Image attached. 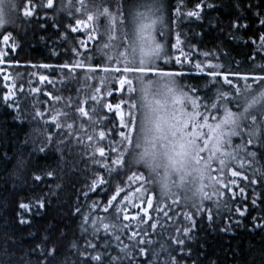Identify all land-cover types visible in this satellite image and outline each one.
Masks as SVG:
<instances>
[{"label":"trees","instance_id":"trees-1","mask_svg":"<svg viewBox=\"0 0 264 264\" xmlns=\"http://www.w3.org/2000/svg\"><path fill=\"white\" fill-rule=\"evenodd\" d=\"M21 1L14 25L0 26V264H264L262 105L244 113L264 86V0H163L164 21L156 28V39L167 55L175 56L179 35L183 50L192 49V63L160 60L157 66L182 73L176 78L183 91L194 88L199 102H219L218 93L223 92L231 98L227 107L243 113V131L231 138L226 151L232 155L225 158L223 173H211L222 183L192 170L190 175L197 178L192 187L191 179L181 183L174 174L168 182L174 195L169 196L161 193L159 181H153L146 167L133 164L138 150L111 173L105 164L115 168V156L102 158L97 151L104 147L108 153L107 142L119 141V132L127 131L119 115L113 118L99 104L120 102L116 96L103 100L105 89L116 91L117 82L114 73L103 69L124 65L111 64L104 55L119 57L131 43V32L121 26L126 19L121 4L135 0H52L50 7L48 0ZM103 8L107 16L98 13ZM28 11L32 14L25 16ZM112 20L118 24L117 38L106 41L101 30ZM121 32L127 36L123 43ZM196 62L203 71L195 68ZM77 63L82 67H74ZM217 64L221 75L213 79L207 73ZM90 69L97 74L92 86L85 78ZM70 71L73 77L66 80ZM225 76L232 85L224 82ZM61 81L64 86H57ZM133 83L137 85L135 78ZM97 89L100 96L93 102L90 96ZM79 107L89 115L81 116ZM207 113L204 120L213 123L223 117L224 108ZM253 115L258 138L249 144ZM100 131L107 141L100 139ZM133 173L146 177L147 183L130 179ZM99 178L106 183L100 185ZM117 188L125 191L113 201ZM205 194L213 198L205 199ZM105 224L110 226L107 231Z\"/></svg>","mask_w":264,"mask_h":264},{"label":"snow or ice","instance_id":"snow-or-ice-1","mask_svg":"<svg viewBox=\"0 0 264 264\" xmlns=\"http://www.w3.org/2000/svg\"><path fill=\"white\" fill-rule=\"evenodd\" d=\"M7 0H0V26L5 23V8L4 5ZM52 0H48V6L50 7ZM179 12V9H177ZM100 15H108V9H98ZM32 13L30 11L25 12V16H30ZM189 16H198L196 12H189ZM89 21L93 20V16L89 15L87 17ZM83 22L77 21L79 26ZM115 24V21L113 22ZM264 24V21H261ZM156 25L157 20L151 15H146L145 13H140L136 17L135 30L133 33V39L130 44L127 45L124 52L119 54V57L104 55V58L111 64L124 65L122 68L117 66L115 68H104L103 71L106 73H114L117 77V82L115 84L116 91H107L105 89V94L103 100L106 101L108 97L116 96L120 101L113 105L112 103L103 102L99 104L101 109L106 108L109 113L112 114L113 118L119 115V123L122 124L124 129L127 131H120L119 141H108L107 148L109 152L106 153L104 147H99L97 149L100 157H106L108 154L114 155L115 159L112 161V165L115 168L105 164L108 168L109 173L117 170L119 167H123L126 163V156H131L133 150H138L135 152L134 158L132 160L133 164L143 165L152 174L153 181H156V177L160 176L163 179V186L168 187L169 178L176 174L179 176L180 182L183 183L187 175L191 174L192 170L189 165H201L210 173L212 171V163L218 162L220 168L217 170L219 173H223L226 167V159L232 154L227 152L226 149L231 146V138L236 135H240L243 131L242 125L240 123L243 113L237 115V113L231 111L227 105L230 102L229 97L225 93L219 92V102H213L210 104H203L198 101L197 93L194 88L189 89V91H183L176 86V81L173 77L179 76L182 73L178 72H166L160 70L157 66V61L164 60L165 63L175 61L177 64L183 66L187 63H192L189 59L192 49L189 47V52H185L183 47H181V41L179 35H177V43L175 47L179 52V55L169 56L165 52L164 45L157 42L156 39ZM86 26V25H85ZM234 27H247V25H233ZM87 27V26H86ZM78 28H73L72 31H77ZM94 31V29H93ZM114 26L109 25L106 29L105 34H108V39L110 41L115 40L117 37L114 35ZM94 37L89 36V40ZM126 33L121 32V42L126 39ZM84 42H80V46L83 47ZM105 48L108 45L104 46ZM79 55V53H77ZM195 68L199 71H203L200 62L195 63ZM44 67H50L45 65ZM64 68H68V65H63ZM74 67H82L81 64L77 63ZM210 70L208 75L215 79L217 76L221 75L217 69L220 65H210ZM89 71H94L90 69ZM150 73H155L160 79L153 80L149 77ZM133 77L138 82L137 85L133 83ZM41 81H46L47 77L41 76L39 78ZM243 79H247L244 77ZM260 79H264L261 77ZM224 82L228 85H232V81L228 77H224ZM245 87H248L247 85ZM237 91H240L237 89ZM139 92L140 96L137 98L136 93ZM100 96L99 89L96 90V94L90 96L93 102L98 100ZM169 96L171 99L169 100ZM160 97V98H157ZM57 100L60 97L56 98ZM237 99V97L235 98ZM136 102H133V101ZM171 104V107H169ZM261 104L262 107L259 110V115L264 116V93H261L260 97L254 98L252 101L247 102L244 113H248L250 108L254 105ZM199 105V106H198ZM179 106V107H177ZM189 107L191 111H189ZM204 108L205 111L201 112L200 108ZM223 107L224 114L223 117L214 120L213 123H208L204 120V116L207 115V110L209 108L216 109L217 111ZM143 109L142 119L139 121L136 117L137 109ZM81 116H88V111L83 107L77 109ZM56 117H53L55 120ZM252 120V131L249 133L250 138L247 143H253V139L258 138L257 135V120L256 116H251ZM259 123H264L261 121ZM69 127H71L69 125ZM204 128L208 129V132L203 131ZM132 132H138L136 137L130 135ZM99 137L101 140L107 141V134L104 131L99 132ZM89 139H92L89 137ZM206 152L207 156H202L201 153ZM250 155L255 156V153H250ZM243 166V165H241ZM233 177L240 176L238 172H232ZM37 180L40 178L37 177ZM130 179H136L141 184L147 183V178L143 175L132 174ZM209 179L214 184H221L222 181L209 176ZM246 180L247 177H244ZM106 183L103 178H99V184L102 185ZM235 184V181H232ZM93 188L97 187L94 182ZM203 187V186H202ZM224 187H230L229 185H224ZM124 188H117L116 195L111 199L116 200V197L124 192ZM241 196L244 195V190L239 189ZM215 195V193L213 194ZM234 196L235 193L233 192ZM213 197L205 194V199L211 200ZM26 205V206H25ZM42 207V203L38 205ZM147 206L152 207V201H147ZM21 208L26 211L29 210L27 204L20 205ZM146 211V209H145ZM123 219H128L124 216ZM188 219H191L188 217ZM27 221L21 220V223H26ZM104 229L107 231L109 225H103ZM113 229L117 228L116 225L111 226ZM186 231V230H185ZM136 233H133L130 239H134ZM118 239V237H117ZM179 241V243H181ZM94 259L99 260L100 257H94Z\"/></svg>","mask_w":264,"mask_h":264},{"label":"rangeland","instance_id":"rangeland-1","mask_svg":"<svg viewBox=\"0 0 264 264\" xmlns=\"http://www.w3.org/2000/svg\"><path fill=\"white\" fill-rule=\"evenodd\" d=\"M100 1L101 0H91L92 3H96V4L99 3ZM21 2H22L21 0H18V3H17V0H7V2L4 5V8H5V17L10 21V24L11 25H14V22L12 20L13 17H14V12L17 10V8H18V6H19V4ZM121 6H123V9L126 10V19H125V22L121 23L122 24L121 26H125V28H127V30H129L131 32L132 39H133L134 30H135L136 17L138 16V14L145 13L146 15H151L153 18H155L153 16V10H154L153 9V4H152V2L150 0H135V2L128 3V4H126V3L123 2V4H121ZM69 7L73 8L74 10H77V5H71ZM113 22H114L113 20H112V22L108 21V26L109 25H113L114 26V29H115L114 35H115V32L118 30L117 29L118 28V24L116 22H115V24H113ZM80 26H83V24H80ZM108 26H107V28H108ZM107 28L101 30L100 36H101L102 39H104L106 41H109L108 34L107 33L105 34ZM115 53L116 54H119V52H115ZM7 71L10 72V69H8ZM30 73H31V71H30ZM29 76L30 75L28 73V77ZM96 76H97L96 72L91 71L85 77L88 80V82H89L88 83L89 86H92L94 84L95 79H96ZM72 77H73V74H72L71 71L68 72V73H66V75H65V79L66 80H70ZM148 78H151L153 80L160 79L155 74H151V73L149 74V77ZM173 79H175V81H176V86L178 88H180V89L183 90V86H181V84L177 80V78L176 77H173ZM57 86H64L63 81H61L60 83H58ZM259 92H260L259 96L261 95V93H264V86H261ZM139 96H140V93L137 92V98ZM157 98H160V97H157ZM170 99H171V96H169V100ZM169 107H171V104H169ZM177 107H179V106H177ZM142 112H143V109L142 108L138 109L137 116H136L138 121L140 119H142V115H141ZM138 134L139 133L137 132V135ZM201 155L202 156H207V153L206 152H202ZM211 167H212V170L213 171L218 172L217 170L220 168V165H219L218 162H213ZM211 173H212V171L209 173V176H212L213 173L212 174ZM202 174L203 173H199V175H202ZM159 178H160V176H157L156 177V181L157 180L159 181ZM187 179H191V181L188 182V183H189V185H191L193 187V185H194V183H195V181H196L197 178H196V176L192 177L191 175H187L184 180L187 181ZM179 181H180V179H179ZM207 182H209V181L208 180L207 181H204V183H207Z\"/></svg>","mask_w":264,"mask_h":264},{"label":"clouds","instance_id":"clouds-1","mask_svg":"<svg viewBox=\"0 0 264 264\" xmlns=\"http://www.w3.org/2000/svg\"><path fill=\"white\" fill-rule=\"evenodd\" d=\"M152 4H153V0H151ZM17 3H18V0H17ZM153 16L155 17V19L157 20V25H156V28H159L160 24L164 21V12H163V0H155V3L153 4ZM4 20H5V23L4 24H7V23H10V21L4 17ZM158 43H160L158 40H157ZM189 168L190 169H196V172L197 173H203V175L205 176V179L209 176V172L207 169L204 168L203 164L201 165H195V164H192V165H189ZM159 187H160V191L162 194L166 195V196H169V195H174V189L171 188V186L168 184V187L165 188L163 186V179L162 177L159 178ZM215 187V185H214ZM215 190L218 191V189L215 187ZM199 197H195L194 199H198Z\"/></svg>","mask_w":264,"mask_h":264}]
</instances>
